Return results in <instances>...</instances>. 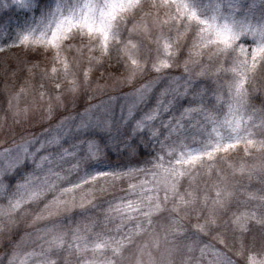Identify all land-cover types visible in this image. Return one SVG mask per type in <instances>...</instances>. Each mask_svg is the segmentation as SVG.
Returning a JSON list of instances; mask_svg holds the SVG:
<instances>
[{"label":"rangeland","instance_id":"1","mask_svg":"<svg viewBox=\"0 0 264 264\" xmlns=\"http://www.w3.org/2000/svg\"><path fill=\"white\" fill-rule=\"evenodd\" d=\"M73 2L68 0V6ZM202 4L209 9L212 6L211 1ZM139 5L125 14V23L120 25L115 39L109 33L107 47L98 43L94 35L74 31L69 36L67 27L57 34L56 41L26 32L28 39L23 43L0 45V152L4 153L0 168L5 172L0 176L4 186L0 195V264H42L38 257L42 250H48V258L55 264H80L82 256L93 255L111 260V264H207L201 256L206 245L219 254V264H228L229 259L232 264H264V226L251 218L253 210L258 218L264 212V206L253 199L264 194V144L260 143L264 132L253 127L264 121V74H252L243 67L241 62L250 56L241 55L239 49L237 59L217 62L211 48L197 47L194 29L186 28L172 0H139ZM221 14L230 17L227 22L237 30L244 29L236 43L250 54L264 37V0H237L234 9L221 4ZM0 18L12 40L23 26L42 17L39 11L25 15L12 0H3ZM161 74L181 81L192 76L204 82L209 89L205 103L214 122L205 125L206 132L212 133L215 125L218 132L213 133V143L225 147L234 143L227 151L222 148L213 152L211 160L204 157L202 167L197 161L194 171L179 178L175 191L171 169L183 171L187 167L174 164L180 148L156 145L151 151L160 158H153L159 165L154 171L160 199L155 200V193L153 197L163 211L153 209L147 218L133 214L135 218L126 222L112 213L115 219L105 223L107 209L85 216L79 207H71L70 212L44 213L43 219H37L53 193H47L38 205L13 195L12 181H24L15 174L10 180L8 165L33 152L37 147L34 140L53 139L62 132L67 135L74 123L92 115L94 106L133 105L148 86L144 96L150 104V98L166 86L158 79ZM213 93L221 98L214 99ZM233 128L237 129L231 133L233 136L247 135L246 129L255 133L249 137L253 143L221 139ZM198 138L205 139V134ZM147 143L145 140V146ZM140 153L138 159L112 157L95 170L110 169L109 175L98 176L82 188L60 196L61 201H68L69 206L83 203L90 209L89 202L99 204L125 196L130 185H136L139 191L146 178L134 169L153 168L146 162L148 156L143 149ZM92 171L86 163L81 175ZM76 179L73 175L57 183L62 189ZM165 188L171 197L167 203L162 198ZM101 189L107 191L102 193ZM128 198L135 203L141 200L140 195ZM17 202L20 206L13 209ZM57 221L62 222L47 232L46 226ZM73 232L79 248L69 247L74 243ZM53 237L57 238L54 244ZM85 243L90 251H82ZM97 244L101 248L97 249ZM211 259L209 252L208 260Z\"/></svg>","mask_w":264,"mask_h":264},{"label":"snow or ice","instance_id":"2","mask_svg":"<svg viewBox=\"0 0 264 264\" xmlns=\"http://www.w3.org/2000/svg\"><path fill=\"white\" fill-rule=\"evenodd\" d=\"M12 2L24 10L25 15L39 11L42 18L34 21L32 25L23 26L22 31L15 33L12 40L8 39L3 20L0 18V45L5 42L9 46L23 43L28 39V36L24 35L26 32L40 33L50 36L51 41H56L59 39L57 34L62 33L67 27L69 36L74 34V31L80 35H94L98 43L107 47L109 33L115 39L119 34L120 25L125 23V14L140 6L139 0H74L70 6H68V0H55L54 9L53 0H12ZM0 3H3V0H0ZM221 4L226 8L234 9L237 6V0H211L210 9L202 4V0H172V7L178 16H182L186 28L194 29L197 47L211 48L217 62L223 59H237L236 52L239 49L241 55L250 56V59H244L241 62L243 67L252 74H264V37L249 54L246 48L236 43L244 29L237 30L227 22L230 17L221 14ZM218 19L223 22L217 23ZM211 59L212 57H209V60ZM132 63L136 64V61L133 60ZM165 67H171V65H165ZM155 71L160 73L161 69L155 68ZM158 79L162 80L166 86L161 87L150 98V104L144 96L150 87L148 86L133 105L121 108H113L106 104L94 106L91 110L92 115L74 123L67 130V135L62 132L59 137L53 139L34 140L32 143L37 147L33 152L17 157L8 165V178L11 180L12 174H15L18 179L24 181V183L12 181L15 186L13 195L19 196L25 202L30 201L38 205L47 193H53L52 200L44 203L37 219H43L44 213L57 215L70 212L71 207H79L80 214L85 216L90 215L92 211L103 212L107 209L105 223L110 218L115 219L112 213L118 214L121 221L126 222L135 218L133 214L147 218L150 217L153 209L163 211L159 202L154 203L153 197L155 193V200L160 199V188L154 171L159 165L155 164L153 159L160 158L151 151L156 145L163 148L171 144L178 145L180 148L174 164L187 165V167L183 171L174 167L171 169V179L175 181L172 190L175 191L178 190L179 178L194 171L197 161H200L202 167L204 157L211 160L213 152H218L222 148L227 151L234 147V143L229 142L226 147L213 143L216 138L213 133L218 132L215 125L212 133L206 132L205 125L214 122L205 103L209 89L204 86V82H197L192 76H186L181 81L180 78H172L167 74H161ZM212 96L214 99L221 98L218 93H213ZM253 127L264 132V121L254 124ZM236 131L235 128L231 129L229 135L221 139L235 142L245 140L249 144L253 143V139L249 137H254L255 133L246 129L247 135L233 136L231 133ZM202 133L205 134L203 140L198 138V135ZM145 140L148 141L147 146L144 144ZM260 143L264 144V138L260 140ZM141 149L148 156L146 162L153 164V168L140 166L134 169L136 173L146 178L141 181L139 191L136 185H130L125 196L102 200L99 204L89 202L90 209H86L83 203L69 206L68 201H61L60 196L82 188L84 184L95 181L98 176L109 175L110 169L95 171L101 164L109 163L112 157L128 156L138 159ZM3 156L4 153L0 152V159ZM86 163L93 171L83 172L81 175ZM4 175V169L0 168V176ZM73 175H76L77 179L69 181L70 186L61 189L57 182L69 180ZM3 187V182L0 181V195H3ZM100 191L103 193L107 190ZM130 195H140V202H133L128 198ZM217 195L219 196V193ZM162 198L165 203L171 198L168 188L164 189ZM253 199H257L258 205L264 206V194ZM19 206V202L12 205L13 209ZM251 218L264 226V212L258 218L256 211L253 210ZM61 222L57 221L46 226V231L50 232L56 223ZM147 222L152 223L150 219ZM73 238L74 243L69 247L79 248L75 244L77 239L75 232H73ZM56 239L53 237L51 243L54 244ZM95 247L99 249L101 245L97 244ZM90 250L87 243L82 246V251ZM47 251L42 250L38 254L42 264H55V261L48 258ZM209 252L212 254L211 260H208ZM201 256L207 264H219V254L212 250L210 245L201 249ZM80 264H111V260L106 261L95 255L82 256ZM228 264H232L230 259Z\"/></svg>","mask_w":264,"mask_h":264},{"label":"trees","instance_id":"3","mask_svg":"<svg viewBox=\"0 0 264 264\" xmlns=\"http://www.w3.org/2000/svg\"><path fill=\"white\" fill-rule=\"evenodd\" d=\"M207 1H211V0H202V3H206ZM241 16V15H240ZM3 78V76L2 77H0V83H2V79Z\"/></svg>","mask_w":264,"mask_h":264}]
</instances>
